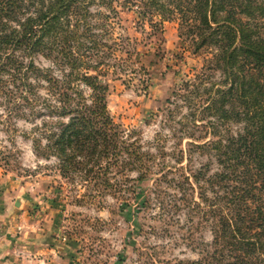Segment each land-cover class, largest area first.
Listing matches in <instances>:
<instances>
[{
  "label": "rangeland",
  "instance_id": "rangeland-1",
  "mask_svg": "<svg viewBox=\"0 0 264 264\" xmlns=\"http://www.w3.org/2000/svg\"><path fill=\"white\" fill-rule=\"evenodd\" d=\"M83 1L87 14L81 23H89L107 43L104 52L112 49L104 60L107 66H101L107 71L108 112L147 155L143 159L149 160L150 174L137 180L134 171H124L128 181L119 175L111 180L116 191L101 194L78 177H62L57 159L39 153L49 123L56 119L49 107L56 98L41 76L48 71L60 78L62 68L41 54L25 58L41 71L28 76L33 86L29 101L0 96V225L12 237L13 259L24 264L195 261L202 247L193 250L186 237L193 232L200 245L209 243L210 233L205 224L192 230L198 218L191 220V208L179 199L180 176L203 166L210 173L217 171L215 159L192 145L221 129L236 133L241 127L220 125L200 113L201 88L192 95L193 87H184L200 73L206 75L207 86L223 80L211 69L214 47L194 50L179 14L161 20L155 11L142 12L139 0ZM80 88L87 97L88 89ZM209 122L217 129L203 127ZM194 187L192 199L200 203L198 184ZM204 191L212 196L209 187Z\"/></svg>",
  "mask_w": 264,
  "mask_h": 264
},
{
  "label": "trees",
  "instance_id": "trees-1",
  "mask_svg": "<svg viewBox=\"0 0 264 264\" xmlns=\"http://www.w3.org/2000/svg\"><path fill=\"white\" fill-rule=\"evenodd\" d=\"M139 5L144 13L160 14L161 20L179 14L194 50L214 47L211 69L219 71L223 80L207 86L206 75L200 73L184 87H193L192 95L201 88L200 113L223 126H241L236 133L224 128L192 145L214 158L219 169L210 173L203 166L181 175L179 199L191 208L189 218H198L192 230L205 224L210 241L198 245L190 232L187 243L193 250L202 247L199 258L173 262L264 264V4L257 0H139ZM86 14L83 0H0V96L28 102L26 96L33 89L28 76L37 77L41 71L25 58L52 57L62 68L61 77L48 71L41 77L56 98L57 105L49 106L56 119L49 123L43 148L39 141L35 148H41L43 158L57 159L62 177H78L98 194L112 193L116 191L112 179L121 175L128 181L124 171H134L137 180L148 177L149 160L144 161L147 155L108 112L107 71L101 66H107L104 60L112 56V49L104 52L107 43L89 23H81ZM80 85L88 89L87 97ZM203 127L217 129L212 122ZM195 183L200 203L192 199ZM206 186L212 191L210 197L205 195Z\"/></svg>",
  "mask_w": 264,
  "mask_h": 264
},
{
  "label": "crops",
  "instance_id": "crops-1",
  "mask_svg": "<svg viewBox=\"0 0 264 264\" xmlns=\"http://www.w3.org/2000/svg\"><path fill=\"white\" fill-rule=\"evenodd\" d=\"M0 220L2 217L0 216ZM12 219H9V223ZM4 226L0 225V264H24L22 261L17 263L16 260L13 259L14 250L12 245V237L9 235V230Z\"/></svg>",
  "mask_w": 264,
  "mask_h": 264
}]
</instances>
